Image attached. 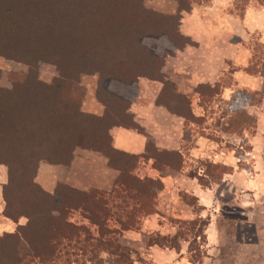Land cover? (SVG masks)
Returning <instances> with one entry per match:
<instances>
[{
	"label": "trees",
	"instance_id": "obj_1",
	"mask_svg": "<svg viewBox=\"0 0 264 264\" xmlns=\"http://www.w3.org/2000/svg\"><path fill=\"white\" fill-rule=\"evenodd\" d=\"M194 1L200 0H178L177 13L167 14L145 0H0V57L27 66L11 72V87L0 86V164L8 168L4 213L16 222L27 218L14 232L0 235V264L132 262V249L119 237L157 212L165 188L161 178L139 176L138 164L153 158L157 168H180L183 156L153 143L147 153H126L113 146L110 130L123 126L144 132L130 111L141 78L162 83L159 104L187 121L201 119L190 96L164 72L169 56L197 45L179 27ZM252 3L264 6V0H233L230 12L244 18ZM40 62L56 66L58 75L50 82L40 78ZM95 74L101 115L83 110L88 92L83 77ZM218 84L198 85L196 92L202 100L204 89L213 93ZM262 89L256 92L264 94ZM78 149L108 158L119 171L112 188L81 190L59 183L53 192L45 190L36 179L40 164L69 165ZM75 212L88 223L73 221ZM180 240L157 232L149 245L179 249Z\"/></svg>",
	"mask_w": 264,
	"mask_h": 264
},
{
	"label": "crops",
	"instance_id": "obj_2",
	"mask_svg": "<svg viewBox=\"0 0 264 264\" xmlns=\"http://www.w3.org/2000/svg\"><path fill=\"white\" fill-rule=\"evenodd\" d=\"M145 2L148 7L167 14H175L179 9L178 0ZM231 5L233 0L194 1L192 9L183 12L179 27L180 31L191 37L197 45H187L178 50L175 55L167 58L164 67L165 74L176 84L178 91L190 96L193 113L199 117L204 116V107L196 87L201 84L216 85L230 70L231 62L238 67H233L230 71L233 76L232 85L223 87L226 93L221 97L225 101L232 98L235 88L243 84L252 85L254 79H257L244 69L248 64L249 55H246L247 51L240 40H248L253 34H259L264 43V6L252 3L248 6L244 18H239L229 11ZM97 80L93 85H87L88 92L83 101V110L101 115L104 106L96 98ZM255 86V90L260 91L263 82ZM161 89L162 83L159 81L147 78L140 80L139 95L131 105L130 111L144 132L123 126H114L110 130L113 146L126 153H147L148 144L153 143L160 151H178L183 156L180 168L169 165L157 168L153 158L140 160L139 164L145 168L139 175L161 178L165 188L159 192L157 212L145 218L140 229L126 230L125 236L135 241L140 239V248L148 252L149 260L155 264H195L188 257L189 238L180 240L179 249L161 247L158 244L149 245L145 239L151 233L157 232L177 235L179 226L172 219H180L182 215L186 217L185 220L192 219L198 213L194 204L182 196L188 194L195 197L201 207L200 216L212 217L205 229L207 255L204 262L212 264L215 260L221 261V226L217 225L216 220L221 208V195L215 184L202 183L201 178L207 177V174L202 172L201 165L192 171L189 168L192 162L195 164L208 158L215 163L221 162L230 167L225 178L231 185V194L236 199L239 198L245 206L250 207L257 200L264 198V110L261 107L256 111V131L250 136L251 149L246 155V160L253 164L254 170H249L241 168V159L236 155L234 142L233 146L218 150L214 141L202 134L197 138L196 146H185L186 119L157 102ZM228 135L237 137L235 134ZM118 174L119 171L109 165L108 158L102 153L78 149L69 165L42 162L36 179L50 192H53L59 183H67L81 190H109ZM7 182L8 168L0 164V235L14 232L18 224L27 222L25 217L16 222L5 216L3 187Z\"/></svg>",
	"mask_w": 264,
	"mask_h": 264
},
{
	"label": "rangeland",
	"instance_id": "obj_3",
	"mask_svg": "<svg viewBox=\"0 0 264 264\" xmlns=\"http://www.w3.org/2000/svg\"><path fill=\"white\" fill-rule=\"evenodd\" d=\"M232 7L233 5H231ZM231 8H229V11ZM235 40L237 41L238 39L236 38ZM240 42L247 51L246 55H249L248 64L244 69L257 79H254V84L252 85L243 84V86L235 88L236 90L232 92V98L225 101L221 97L226 93L223 87L232 85L233 76L230 71L233 67H238L231 62L230 70L223 75L215 92L212 93L208 89H204V98L201 100V104L204 107V116L195 121L186 120L185 146L188 148L196 146V140L202 134L213 140L218 150L221 148L227 149L233 146L234 142L236 155L241 159V168L254 170L253 164L246 160V155L251 149L250 136L254 135L256 131V111H259L261 107L264 110V94L263 92L258 94L256 92L258 90H255V85H259V82H263L264 86V43L261 41L259 34H253L248 40H240ZM26 70L27 66L25 64L0 57V86L11 87V72ZM39 75L42 80L50 82L58 75V71L55 65L40 62ZM96 79H98L96 74L85 75L83 84L86 87L87 85H93L96 83ZM228 134H235L237 137L233 138V136ZM199 165H201L202 172L207 174V177H202V183L215 184L221 195V208L216 219L217 225L221 226V246L219 251L221 261L215 260L212 264H264V198L257 200L250 207L245 206L239 198L236 199L231 194V185L228 184L225 178L230 171L229 166L221 162L215 163L208 158L195 164L192 162L189 168L190 171L198 168ZM144 168L145 166L138 164L137 174L139 175ZM182 196L184 197L185 194H182ZM185 197L186 201H193L191 196L186 195ZM193 203L198 213L192 219L185 220L186 217L182 215L180 219L173 218L172 220L179 226L178 241L184 237L189 238L190 245L194 247L192 252L189 251V259L191 260V255H195L197 260L196 262L193 261L195 264H205L207 239L200 228L202 227V230L205 231L207 226L202 224L206 220L210 221L212 217L200 216L201 207H199L196 200ZM145 218L142 219V222ZM72 220L78 223H88L80 212H75ZM190 222H192L191 225ZM111 226H116L115 220L111 221ZM199 233L202 238L201 236H196ZM151 234L145 237L147 243H150ZM119 238L123 245L132 249V262L130 264H155L149 260L148 252L140 248V239L135 241L130 237H126L125 231Z\"/></svg>",
	"mask_w": 264,
	"mask_h": 264
}]
</instances>
